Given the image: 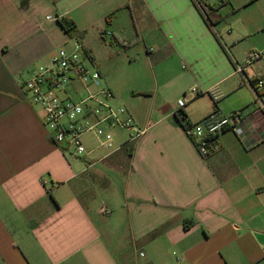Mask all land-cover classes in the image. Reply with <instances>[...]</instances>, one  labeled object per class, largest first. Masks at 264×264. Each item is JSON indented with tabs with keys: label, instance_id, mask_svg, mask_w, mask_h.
I'll return each mask as SVG.
<instances>
[{
	"label": "crops",
	"instance_id": "obj_1",
	"mask_svg": "<svg viewBox=\"0 0 264 264\" xmlns=\"http://www.w3.org/2000/svg\"><path fill=\"white\" fill-rule=\"evenodd\" d=\"M67 1L0 0V264H264V95L237 71L261 52L250 76L264 75V0ZM50 10L76 23L112 102L146 130L129 150L130 132L115 138L110 126L113 152L94 136L83 156L52 141L20 83L64 31L39 22ZM77 11L91 27L100 14L126 52L135 41L119 18L129 16L150 66L129 79L136 102L88 45ZM67 86L78 102L93 90ZM193 88L198 95L180 107ZM216 110H243L246 141L225 131L204 158L177 114L199 122Z\"/></svg>",
	"mask_w": 264,
	"mask_h": 264
},
{
	"label": "built area",
	"instance_id": "obj_2",
	"mask_svg": "<svg viewBox=\"0 0 264 264\" xmlns=\"http://www.w3.org/2000/svg\"><path fill=\"white\" fill-rule=\"evenodd\" d=\"M49 19L54 20L52 17ZM83 49L78 43L72 51L62 49L52 58L49 66L40 67L25 81L20 80L24 89L33 97V101L42 109L52 141L63 151L73 152L78 156L88 153L84 139L87 134H93L104 149L113 148V134L105 126L130 132V142L139 140L146 133L145 129L136 125L126 108H113L108 103L114 94L102 87V75L89 64L86 54H81ZM262 59L261 52H252L244 64L237 65V71L250 85L253 81L250 71ZM75 81L92 87L93 90L79 102L61 98L59 92ZM252 88L257 99H262L258 92L263 90L264 80H260L257 86ZM197 95V88L190 90L179 100L180 107H184L188 100ZM177 115L183 121L186 136L194 142L204 158L212 154L216 148L215 138L225 131L232 132L243 142L246 141L247 116L243 110L231 114L216 110L199 122L189 121L182 113ZM104 213L110 214V211L105 210Z\"/></svg>",
	"mask_w": 264,
	"mask_h": 264
},
{
	"label": "rangeland",
	"instance_id": "obj_3",
	"mask_svg": "<svg viewBox=\"0 0 264 264\" xmlns=\"http://www.w3.org/2000/svg\"><path fill=\"white\" fill-rule=\"evenodd\" d=\"M70 5H72V0H68L65 3V6L70 8ZM85 12L83 11H77L74 13L76 18L79 21L80 29L83 32L84 35H88V38L91 40H87L88 45L92 47V49L99 55L104 56L105 59L103 61L104 65H106L107 69L110 71H113V75L115 78V81L119 84V90L123 91V94L127 97L132 98L134 102H136V98L133 96V88L134 86L131 85L129 82V79L133 75L137 74H143L146 71H150V66L148 63L141 58V56L145 55V46L142 42H137V33L136 30L133 28V26L129 24L130 19L129 16H126L125 18L120 17V26L124 27L126 31H128L129 36L132 37V39L135 41L132 44V49L129 50V48L126 50L121 44H111V38H110V32L107 30V32L103 31L104 28L108 29L107 23L105 19H101V15L97 13L93 16V19L95 20L96 24H92V27L90 26L89 19L84 15ZM47 15H51L49 17L54 18L55 21L53 23H49L51 21L49 17L46 18ZM57 14H55L54 10H50L47 14H44L39 18V22L42 23V25L47 26L50 28L52 24H59V19H55ZM64 17V16H62ZM113 17V16H112ZM70 19V17H67ZM108 19V18H107ZM112 18H109V20ZM99 21V22H98ZM61 28V27H60ZM62 30V29H61ZM85 30H88L85 32ZM102 32V34H100ZM80 37L71 38L67 35L65 30L62 32V35H59V38H56L53 42L50 44L48 43L46 45L45 52L49 54L48 57L42 62H39L37 64L38 69L42 66H49L51 64L52 58L62 49L67 51H72L75 47V45L81 44L82 42L78 41ZM82 45V44H81ZM81 54L84 56L85 50L83 49ZM124 54V55H123ZM103 58V57H102ZM68 87V86H67ZM103 87V86H102ZM59 96L63 99H68L69 101L78 102L74 99H77V97H72L73 99L66 98V93L64 91L59 92ZM114 98V97H113ZM113 98L108 100V103L113 108H126V104L124 102L116 104L115 101L112 102ZM114 136L120 137L122 139L127 138L129 136L128 131H123L121 129H111ZM85 142L91 141L93 142V135L87 134L85 136ZM98 142V143H97ZM97 143V144H96ZM88 144V143H87ZM100 145L98 140L94 139V145ZM95 145V146H96ZM116 148V147H115ZM111 149L107 152H113L114 149ZM104 149V148H103ZM101 150V152H105L104 150ZM100 153V152H99Z\"/></svg>",
	"mask_w": 264,
	"mask_h": 264
},
{
	"label": "trees",
	"instance_id": "obj_4",
	"mask_svg": "<svg viewBox=\"0 0 264 264\" xmlns=\"http://www.w3.org/2000/svg\"><path fill=\"white\" fill-rule=\"evenodd\" d=\"M201 8L204 9L206 14L209 13V8L208 7L202 6ZM208 15H210V14H208ZM59 24L65 30V32L67 33L68 36H70L71 38H76L77 37L79 29H78L76 23L73 20H71L69 18H62V19L59 20ZM260 80H264V75L261 76L260 78L256 79V80L251 81V85L256 87ZM258 95H260V96L264 95V88H263V90L258 92ZM132 144H133L132 142H129V143L125 144L124 147H126L127 150H129L132 147L131 146Z\"/></svg>",
	"mask_w": 264,
	"mask_h": 264
}]
</instances>
